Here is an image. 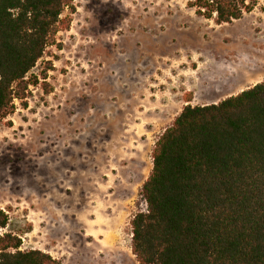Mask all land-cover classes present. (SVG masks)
I'll list each match as a JSON object with an SVG mask.
<instances>
[{
  "label": "rangeland",
  "instance_id": "374dc122",
  "mask_svg": "<svg viewBox=\"0 0 264 264\" xmlns=\"http://www.w3.org/2000/svg\"><path fill=\"white\" fill-rule=\"evenodd\" d=\"M248 2L216 24L187 0H72L26 105L0 120V234L60 264H137L130 221L159 135L189 93L217 103L264 80V0Z\"/></svg>",
  "mask_w": 264,
  "mask_h": 264
},
{
  "label": "trees",
  "instance_id": "16d2710c",
  "mask_svg": "<svg viewBox=\"0 0 264 264\" xmlns=\"http://www.w3.org/2000/svg\"><path fill=\"white\" fill-rule=\"evenodd\" d=\"M71 2L0 0V120L14 113L16 100L26 105V90L36 84L28 75ZM187 5L216 24L252 7L248 0ZM151 158L140 190L146 210L130 221L137 264H264V80L217 103L183 106ZM7 225L0 208V230ZM20 247L16 236L0 234V264H60Z\"/></svg>",
  "mask_w": 264,
  "mask_h": 264
},
{
  "label": "crops",
  "instance_id": "0c3cea01",
  "mask_svg": "<svg viewBox=\"0 0 264 264\" xmlns=\"http://www.w3.org/2000/svg\"><path fill=\"white\" fill-rule=\"evenodd\" d=\"M185 102L191 105V101H190V102L185 101ZM204 105H205V104H204Z\"/></svg>",
  "mask_w": 264,
  "mask_h": 264
}]
</instances>
